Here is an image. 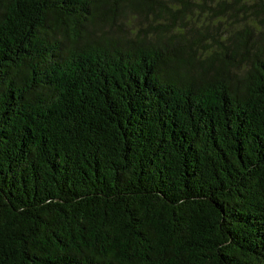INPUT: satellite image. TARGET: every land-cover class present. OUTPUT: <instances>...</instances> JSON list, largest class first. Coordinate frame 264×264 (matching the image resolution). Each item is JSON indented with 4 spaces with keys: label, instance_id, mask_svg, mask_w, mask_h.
Listing matches in <instances>:
<instances>
[{
    "label": "trees",
    "instance_id": "1",
    "mask_svg": "<svg viewBox=\"0 0 264 264\" xmlns=\"http://www.w3.org/2000/svg\"><path fill=\"white\" fill-rule=\"evenodd\" d=\"M0 264H264V0H0Z\"/></svg>",
    "mask_w": 264,
    "mask_h": 264
},
{
    "label": "rangeland",
    "instance_id": "2",
    "mask_svg": "<svg viewBox=\"0 0 264 264\" xmlns=\"http://www.w3.org/2000/svg\"><path fill=\"white\" fill-rule=\"evenodd\" d=\"M217 31H219V29Z\"/></svg>",
    "mask_w": 264,
    "mask_h": 264
}]
</instances>
